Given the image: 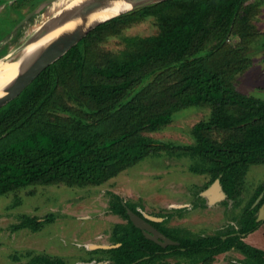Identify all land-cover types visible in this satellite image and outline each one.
<instances>
[{"label": "trees", "instance_id": "trees-1", "mask_svg": "<svg viewBox=\"0 0 264 264\" xmlns=\"http://www.w3.org/2000/svg\"><path fill=\"white\" fill-rule=\"evenodd\" d=\"M44 1L18 2L35 8ZM255 11L252 0H165L94 28L0 109V198L36 185L101 186L150 156L176 151L195 159L193 172L211 177L197 190L198 198L204 199L202 194L218 182L227 211L240 208L250 167L264 164V99L236 89L235 74L250 62L245 48L234 51L229 41L239 38L247 46L257 38L260 33L249 24ZM145 16L156 17V36L129 40L119 54L101 49L109 36L121 35ZM34 18L18 29L17 38ZM18 23L10 22L7 38ZM8 48L3 45L0 57ZM192 107L210 108L209 119L192 130L195 144L172 146L145 135L162 130L176 113ZM110 196L111 214L125 222L113 227L116 247L101 250L110 255L108 264H170V258L214 264L230 251L244 257L235 264H264V250L245 241L264 225L257 221L264 184L239 215H229L212 235L167 226L175 216H184L185 207L158 214L161 222L148 220L179 243L168 247L147 239L130 220L122 198ZM203 203L207 205L206 198ZM130 209L143 217L137 208ZM52 221L50 216L25 217L15 230L39 231ZM35 263L64 261L38 255L31 260Z\"/></svg>", "mask_w": 264, "mask_h": 264}, {"label": "rangeland", "instance_id": "rangeland-1", "mask_svg": "<svg viewBox=\"0 0 264 264\" xmlns=\"http://www.w3.org/2000/svg\"><path fill=\"white\" fill-rule=\"evenodd\" d=\"M18 1L0 0V50L6 43L9 47L7 53L0 57V63L18 59L38 30L59 11L64 10L70 0H55L44 5L45 0L35 8H29L27 4H20ZM252 3L255 4L256 11L249 24L260 34L247 46L239 38L229 41L234 51L245 48V57L250 62L247 69L235 74L234 85L240 93L264 99V0H252ZM38 10L40 12L34 15L33 22L17 38V25ZM137 10L139 9L121 16ZM22 16L24 19L21 20ZM10 22L19 23L7 38ZM158 33L156 17L145 16L125 29L121 35L109 36L100 47L106 52L119 54L126 48L129 40L145 39ZM213 45L214 42L208 44L203 54ZM153 80L154 77L146 79L132 95L139 93ZM74 104L80 107L77 103ZM209 117L210 108H188L176 113L171 123L162 130L147 132L145 135L151 140L172 146L189 147L195 144L192 135L194 126ZM194 162V158L183 152H163L148 157L101 186L79 188L63 184L36 185L1 197L0 264H31V260L38 255L61 258L63 264H85L93 259L92 263L106 261L110 255L101 250L116 247L112 240L113 227L125 222L111 214L110 193L119 195L126 206L137 208L147 218H158V214L185 207L187 210L184 211V216H175L167 222V226L181 227L194 235H212L227 224L229 215L230 218L239 215L264 184V164L251 166L246 177L242 204L240 208L228 212L222 201L206 205L203 203L205 193L202 194L204 199L196 196L197 190L208 183L211 177L209 173L198 175L193 172L191 169ZM49 216L53 221L45 224L39 231L28 228L15 230V226L25 217L43 220ZM245 240L264 250V225ZM243 258L240 253L230 251L219 255L214 264H235ZM168 262L188 264L186 260L179 258H170Z\"/></svg>", "mask_w": 264, "mask_h": 264}, {"label": "water", "instance_id": "water-1", "mask_svg": "<svg viewBox=\"0 0 264 264\" xmlns=\"http://www.w3.org/2000/svg\"><path fill=\"white\" fill-rule=\"evenodd\" d=\"M55 0H47L44 2V5H48L49 3H53ZM118 1V0H92L85 2L81 5L80 8L74 10L73 12H66L65 9L56 14L52 19L43 25L38 32L32 37L30 43L34 41H38L47 34L55 31L61 26L65 25L68 22L75 21L78 19L83 20L85 23L83 27H78L74 31L68 34H64L58 37L51 44L44 47L40 50L35 57L30 61V63L21 70L16 79L11 83L9 88L7 89V93L5 96L0 98V109L6 106L11 101L18 98L30 85H32L51 65H53L56 61L61 59L66 53H68L72 48H74L84 37H86L94 28L97 26L121 15L136 9H140L149 5H153L165 0H124L127 4L131 6V9L125 13L117 15L113 18L101 21L97 24L90 25L85 28L87 24L88 17L103 9L108 7L110 2ZM43 7V6H42ZM40 11H36L27 16L21 23H19L16 29L23 26L26 22H28L35 14ZM29 45V44H28ZM218 187L222 192V188L218 182H215L212 187H210L205 193L213 198V193L215 188ZM221 198L215 199L211 203H217L225 198L224 193ZM260 199L257 201V203ZM125 205V204H124ZM182 208V207H181ZM127 213L129 215L132 223L143 231L144 235L147 239L157 243L162 247H168L170 245H178L179 243L173 241L163 233H161L158 229H156L148 220L161 222L163 219L160 218H147L145 215L143 217L136 214L133 210L127 207ZM258 222L264 221V205L260 208L258 212ZM109 248V247H102Z\"/></svg>", "mask_w": 264, "mask_h": 264}, {"label": "bare ground", "instance_id": "bare-ground-1", "mask_svg": "<svg viewBox=\"0 0 264 264\" xmlns=\"http://www.w3.org/2000/svg\"><path fill=\"white\" fill-rule=\"evenodd\" d=\"M92 0H70L65 5L66 12H73L74 10L81 7L85 2ZM131 9V6L127 4L124 0H118L110 2L108 7L103 8L93 14H91L87 19V24L85 28L90 25L97 24L101 21L113 18L117 15L125 13ZM60 12V11H59ZM84 22L81 19L71 21L56 29L55 31L47 34L38 41H34L27 45L22 51L20 57L11 62H1L0 63V98L5 96L7 89L11 83L16 79L21 70L26 67L28 63L35 57V55L42 50L47 45L51 44L58 37L71 33L78 27H83ZM21 45V44H20ZM223 196L222 192L218 187L215 188L213 193V200L221 198Z\"/></svg>", "mask_w": 264, "mask_h": 264}, {"label": "flooded vegetation", "instance_id": "flooded-vegetation-1", "mask_svg": "<svg viewBox=\"0 0 264 264\" xmlns=\"http://www.w3.org/2000/svg\"><path fill=\"white\" fill-rule=\"evenodd\" d=\"M211 187H212V185H211ZM210 188V187H209ZM208 188V189H209ZM207 189V190H208ZM206 190V191H207ZM205 191V192H206ZM222 192H223V190H222ZM224 193V192H223ZM206 194V193H205ZM224 195H225V193H224ZM206 199H207V203L210 205H214L215 203H211V197L209 196V195H207L206 194V196H204ZM262 197V196H261ZM226 199V195H225V198L224 199H222L221 201L223 202L224 200ZM163 221V220H162ZM223 228V227H222ZM246 241V240H245ZM94 261V259L93 260H90V261H88V262H86L85 264H108V262L109 261H96L95 263H92ZM102 262V263H101Z\"/></svg>", "mask_w": 264, "mask_h": 264}]
</instances>
